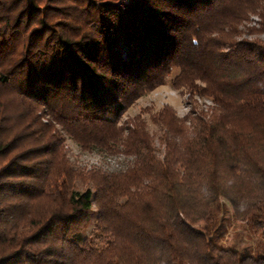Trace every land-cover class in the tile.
<instances>
[{
  "label": "trees",
  "instance_id": "obj_1",
  "mask_svg": "<svg viewBox=\"0 0 264 264\" xmlns=\"http://www.w3.org/2000/svg\"><path fill=\"white\" fill-rule=\"evenodd\" d=\"M251 15L264 31V0H0V264H264ZM166 81L211 105L122 120ZM61 135L126 167L78 169Z\"/></svg>",
  "mask_w": 264,
  "mask_h": 264
},
{
  "label": "rangeland",
  "instance_id": "obj_2",
  "mask_svg": "<svg viewBox=\"0 0 264 264\" xmlns=\"http://www.w3.org/2000/svg\"><path fill=\"white\" fill-rule=\"evenodd\" d=\"M258 29V17L254 15L248 16L246 21H243L239 24V34L236 36L235 40L246 42L256 41L264 46V31L257 32ZM250 30L253 31L251 32ZM167 81L162 87H158L150 92L145 93L141 98L134 102V104H132L131 107L125 111L122 116V120H124L126 117L130 118L135 116L139 110L143 108H152L156 110L162 107H168L175 113L177 118H182L188 110L186 104L191 101H195L199 107L211 105L210 100L204 97L192 96V98H189L187 94L170 89V87L167 85ZM41 122L43 124L46 123V121L42 119ZM59 138L61 141L62 150L66 154V159L71 165L78 169L88 170L89 168L94 167L99 168L102 171L114 172L123 170L126 167L127 159L121 156H106L100 155L94 151H83L75 143L63 135L59 136ZM225 226L224 232L222 233L223 241L225 244L234 242L238 244L239 249H237L239 252H245L244 250L246 249H250L251 251L254 247V244L255 246L258 244V239L256 237H248L242 233L243 231L240 227L236 228V232H238L242 237H234L232 229L233 225L228 222L225 224ZM87 235L88 230L83 232V236Z\"/></svg>",
  "mask_w": 264,
  "mask_h": 264
}]
</instances>
